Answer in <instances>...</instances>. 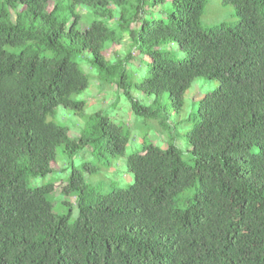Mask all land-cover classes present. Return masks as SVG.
I'll list each match as a JSON object with an SVG mask.
<instances>
[{"label": "trees", "instance_id": "obj_1", "mask_svg": "<svg viewBox=\"0 0 264 264\" xmlns=\"http://www.w3.org/2000/svg\"><path fill=\"white\" fill-rule=\"evenodd\" d=\"M222 3L237 20L203 28L205 0H0V264H264V0ZM125 34L147 56L137 88L166 92L172 110L196 77L219 84L189 116L190 162L173 144L144 142L127 158L132 182L107 193H86L73 168L69 221L53 210V183L27 179L52 170L59 146L69 159L86 146L124 152L127 134L100 111L76 138L49 120L59 105L83 110L73 98L89 85L82 51L135 114L155 113L130 94L131 52L105 56ZM166 42L182 59L160 50Z\"/></svg>", "mask_w": 264, "mask_h": 264}, {"label": "rangeland", "instance_id": "obj_2", "mask_svg": "<svg viewBox=\"0 0 264 264\" xmlns=\"http://www.w3.org/2000/svg\"><path fill=\"white\" fill-rule=\"evenodd\" d=\"M52 6L53 3L49 2L48 8L51 9ZM78 10L86 18V10L84 8H78ZM154 13L160 16L159 12ZM13 15L14 12H12V17ZM236 20L232 5H225L222 0H205L204 11L200 19L203 28L220 23L230 24ZM86 24L87 22L83 20L81 27H87ZM159 48L169 52L176 60L183 57V51L174 42H166ZM127 51L132 55L128 63L133 65V67L128 66L129 68H127L130 77V94L140 103L154 109L155 113L146 116L135 114L131 108L130 100L122 90H117L115 85L107 83L105 85V82L100 79L97 68L90 62V53L82 51L75 60L88 76L89 85L86 89L73 95V98L84 102L83 110L80 113H75L73 110L59 105L55 115L49 117V120L66 126L69 136L76 138L89 130L90 116L94 112L100 111L114 123L119 124L127 134L124 152L111 156L101 153L99 148L86 146L72 159H69L63 153L62 146H59L55 160L51 164L52 170L45 175L29 176L27 179L30 186L53 183V190L48 194L53 202V210L58 214L68 215L69 221H73L77 216L76 192H66L63 188L68 183L73 168L80 172L86 185V193L91 190L107 193L112 189L124 188L132 182L133 175L127 170V158L133 152L138 151L144 142L160 147L173 144L179 149L182 159L190 162V147L185 137V132L190 124L189 116L194 110L195 101L205 93L214 90L219 84L217 80L196 77L185 92L182 108L179 111H174L169 106L166 92L158 97L146 96L137 88L136 84L145 75L146 65L143 68V54L139 52V49H136L135 44H130L127 34H125L122 43H112L104 53L107 58L123 59ZM143 57L146 59L147 56L143 55ZM190 195V190H185L182 193L183 198ZM178 206L183 208L184 202L182 201Z\"/></svg>", "mask_w": 264, "mask_h": 264}]
</instances>
